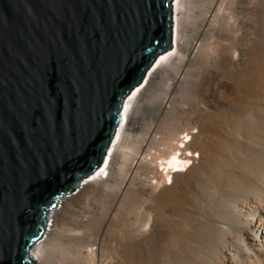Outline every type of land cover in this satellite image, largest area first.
Returning <instances> with one entry per match:
<instances>
[{"label": "bare ground", "instance_id": "1", "mask_svg": "<svg viewBox=\"0 0 264 264\" xmlns=\"http://www.w3.org/2000/svg\"><path fill=\"white\" fill-rule=\"evenodd\" d=\"M75 190L35 264H264V0H174L173 50Z\"/></svg>", "mask_w": 264, "mask_h": 264}, {"label": "water", "instance_id": "2", "mask_svg": "<svg viewBox=\"0 0 264 264\" xmlns=\"http://www.w3.org/2000/svg\"><path fill=\"white\" fill-rule=\"evenodd\" d=\"M174 46V0H0V264L98 172L125 102Z\"/></svg>", "mask_w": 264, "mask_h": 264}, {"label": "rangeland", "instance_id": "3", "mask_svg": "<svg viewBox=\"0 0 264 264\" xmlns=\"http://www.w3.org/2000/svg\"><path fill=\"white\" fill-rule=\"evenodd\" d=\"M190 13H191V12H190ZM189 24H190V23H188V25H189ZM190 25H191V24H190ZM191 26H192V25H191ZM191 26H189L188 29L191 28ZM142 92H143V91H142ZM74 192H77V189H76ZM44 237H45V236H44ZM44 237H43V239H44ZM43 239H41V240H43Z\"/></svg>", "mask_w": 264, "mask_h": 264}]
</instances>
